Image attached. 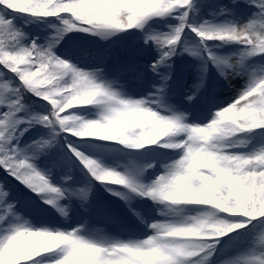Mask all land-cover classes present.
I'll use <instances>...</instances> for the list:
<instances>
[{
    "label": "snow or ice",
    "instance_id": "obj_1",
    "mask_svg": "<svg viewBox=\"0 0 264 264\" xmlns=\"http://www.w3.org/2000/svg\"><path fill=\"white\" fill-rule=\"evenodd\" d=\"M0 169V264H264V0H0Z\"/></svg>",
    "mask_w": 264,
    "mask_h": 264
},
{
    "label": "trees",
    "instance_id": "obj_2",
    "mask_svg": "<svg viewBox=\"0 0 264 264\" xmlns=\"http://www.w3.org/2000/svg\"><path fill=\"white\" fill-rule=\"evenodd\" d=\"M27 27L33 32L38 31V26L35 24L27 25ZM73 39L77 41H81L84 44L92 48L104 49V48L113 47V50H115L116 48L119 47V44L114 43L117 41V37L115 36L109 37L107 40H100V38L98 37H88L87 34L81 33L79 34V36L73 37ZM40 134L41 133H40L39 126H37L36 128L30 129L28 133H25L24 140L30 141L31 139L37 138ZM0 180H5L8 186L12 188L14 195L19 199L21 205L23 206L25 213L26 214L31 213V215L29 216L30 219L33 217L37 219L40 216H45V215L51 216L49 212H41L37 210L33 202L35 201L38 203V201L34 199V197L31 195V192L27 188H25L23 185H20L14 180H12L11 177H8L7 174L3 172L2 169H0ZM95 194H96V189H95ZM103 203H104V206H110V204L107 203L106 201ZM81 214L83 216L85 215L83 211L81 212Z\"/></svg>",
    "mask_w": 264,
    "mask_h": 264
},
{
    "label": "rangeland",
    "instance_id": "obj_3",
    "mask_svg": "<svg viewBox=\"0 0 264 264\" xmlns=\"http://www.w3.org/2000/svg\"><path fill=\"white\" fill-rule=\"evenodd\" d=\"M41 30L43 31L44 29L41 28ZM182 56H183V64L184 65H186V64H194L195 63V58L189 56L188 54L185 53ZM209 74H210V79L212 78V83L215 84L216 83V79H217V77H216L217 73H216L215 69L214 68L213 69L210 68L209 69ZM182 75H183V73H182ZM147 86H148L147 82H145V84H143V85H140L138 83H128V88L131 91L136 92V93H143L144 88L147 87ZM221 95L222 96H230L231 95V91L230 90L224 91L222 89ZM175 99H176L177 102L180 100L179 90H178V95L176 96ZM110 156H111V154H106V159H108L109 161L114 159V158H112ZM134 203H138V202H134ZM70 215H72L73 218L80 217V216H78V213L74 212V211L71 212ZM41 219H43V220H51L50 218H47V217H42V218H40L38 220H41ZM91 219H92L93 223H97L98 224L97 226H99V227H103L104 226L103 222L100 220L99 216H92ZM33 222H36V220H34ZM108 228H109L110 231L113 230V226L112 225H108Z\"/></svg>",
    "mask_w": 264,
    "mask_h": 264
}]
</instances>
